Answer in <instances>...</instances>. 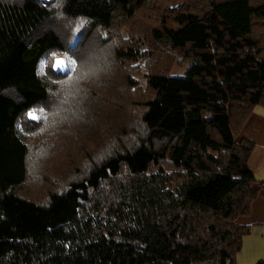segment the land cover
I'll list each match as a JSON object with an SVG mask.
<instances>
[{
	"label": "trees",
	"instance_id": "1",
	"mask_svg": "<svg viewBox=\"0 0 264 264\" xmlns=\"http://www.w3.org/2000/svg\"><path fill=\"white\" fill-rule=\"evenodd\" d=\"M170 1L0 0V264H237L264 0Z\"/></svg>",
	"mask_w": 264,
	"mask_h": 264
},
{
	"label": "crops",
	"instance_id": "2",
	"mask_svg": "<svg viewBox=\"0 0 264 264\" xmlns=\"http://www.w3.org/2000/svg\"><path fill=\"white\" fill-rule=\"evenodd\" d=\"M240 136L254 142V149L248 164L257 180H264V108L255 107L241 129ZM241 224L250 226V233L243 240L249 242L261 238L264 242V190H261L251 204L250 213L238 218Z\"/></svg>",
	"mask_w": 264,
	"mask_h": 264
},
{
	"label": "rangeland",
	"instance_id": "3",
	"mask_svg": "<svg viewBox=\"0 0 264 264\" xmlns=\"http://www.w3.org/2000/svg\"><path fill=\"white\" fill-rule=\"evenodd\" d=\"M179 1L180 0H171L169 4H171L172 6H176L179 3ZM58 59L65 61L64 58H57L56 61ZM87 60H91V58L89 57V59H87ZM98 62L101 63V65H105L99 61L98 56H97L96 61L93 64L94 67L97 68L96 70H98V68L100 66ZM190 63H191V61L188 59L183 60V59H180L179 56H174V58L171 62L170 68L168 70V75H170V76H182L184 74V72L186 71V69L188 68V66L190 65ZM55 65H56V63H55ZM60 68L66 69V63L63 66H61ZM258 107H260V106H258ZM254 239H255L254 241L251 240L249 242H245L243 240L242 247L236 256L237 264H255L261 258L264 257V242H262L261 238L256 237Z\"/></svg>",
	"mask_w": 264,
	"mask_h": 264
},
{
	"label": "snow or ice",
	"instance_id": "4",
	"mask_svg": "<svg viewBox=\"0 0 264 264\" xmlns=\"http://www.w3.org/2000/svg\"><path fill=\"white\" fill-rule=\"evenodd\" d=\"M64 64H65V61H64V60L58 59V60L56 61V65H55V66H56L57 68H60V67L63 66ZM68 65L71 66V67L73 68V70H74L75 61L69 58V59H68ZM30 115H31V113H30Z\"/></svg>",
	"mask_w": 264,
	"mask_h": 264
}]
</instances>
